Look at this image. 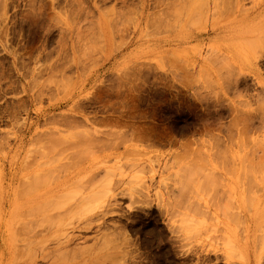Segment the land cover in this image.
Here are the masks:
<instances>
[{"label":"rangeland","instance_id":"obj_1","mask_svg":"<svg viewBox=\"0 0 264 264\" xmlns=\"http://www.w3.org/2000/svg\"><path fill=\"white\" fill-rule=\"evenodd\" d=\"M60 181L93 221L24 256ZM34 261L264 264V0H0V264Z\"/></svg>","mask_w":264,"mask_h":264},{"label":"bare ground","instance_id":"obj_2","mask_svg":"<svg viewBox=\"0 0 264 264\" xmlns=\"http://www.w3.org/2000/svg\"><path fill=\"white\" fill-rule=\"evenodd\" d=\"M145 12L146 8L144 6L141 12L138 13L134 24H132L134 25V29L136 31L140 28L141 22L145 18ZM45 164L46 163L42 164V166H45L44 170L38 169L36 171V174H34L35 180L39 181L43 179V176L45 174L49 175L52 173L51 177H53V172H56V170L59 169V165L57 166L56 163L52 162V164ZM51 183L52 184H49L47 186L46 191L39 194L30 195L28 199V206L26 207L25 211L23 210L21 211L22 213H19L24 214L25 212L27 217H30L32 219L30 223V227L32 230L30 231L28 238L23 241V243L25 244L23 245L24 248L22 250V255L24 256H26L24 249L30 251V253L32 251H35V257H37V253H40L42 254L43 258H45L47 256L45 253L50 250L51 246L53 245H56L57 248L61 246H64L65 248L70 247L75 240L73 231L79 229H88L93 221V219H89L86 222H83L84 228H81L80 223L78 225L73 223V221L71 220V216L77 209L80 208H82L83 210L81 213L82 216L88 215L86 213V208H88L89 204L95 198L94 194H84V196L79 200L75 207L65 209L60 206L59 201L64 198L66 194H68L67 192L69 190V181ZM6 203L8 202L6 201ZM101 209H99V207L97 206L94 212H99V210ZM102 214H105V212H103ZM239 216L241 217V213L240 215L238 213V218H240ZM238 218L237 220H239ZM240 220H242V218ZM81 221H83V219ZM37 230L40 231L37 232ZM57 248L55 249L56 251ZM22 264H37V262H24Z\"/></svg>","mask_w":264,"mask_h":264}]
</instances>
